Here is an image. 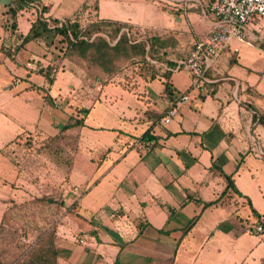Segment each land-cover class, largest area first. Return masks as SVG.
<instances>
[{"label":"crops","instance_id":"1","mask_svg":"<svg viewBox=\"0 0 264 264\" xmlns=\"http://www.w3.org/2000/svg\"><path fill=\"white\" fill-rule=\"evenodd\" d=\"M11 6L0 0V192L24 182L8 165V147L28 135L64 136L61 150L47 156L70 207L55 264H246V232L230 224V215L241 222L237 212L249 199L257 215L249 206L247 215L264 227L250 196L264 201V166L252 170L254 160L264 165V126L253 121L256 111L264 114V50L253 44L264 39L263 21L252 23L237 53L220 55L204 88H191L187 72L171 70L174 95L187 94L188 101L177 102L163 124V78L126 85L117 76L106 84L99 69L85 68L60 44L20 46L16 36L29 32L34 6L45 8L47 22H73L79 14L82 22L119 23L132 34L192 46L211 23L203 7L181 0H39L12 17ZM71 118L82 126L63 130ZM146 132L152 140L141 151ZM223 175L232 176L242 196L223 195ZM3 205L0 195V222ZM259 238L256 245H264Z\"/></svg>","mask_w":264,"mask_h":264},{"label":"rangeland","instance_id":"2","mask_svg":"<svg viewBox=\"0 0 264 264\" xmlns=\"http://www.w3.org/2000/svg\"><path fill=\"white\" fill-rule=\"evenodd\" d=\"M90 24L79 22L81 31L84 33ZM151 35V33L145 32L130 36L129 39L130 42L142 41L148 48V45L151 44L150 40L158 37ZM96 36L97 34H94L91 40ZM100 36L104 37L110 46H113L117 41V38L112 39V35L107 32L100 34ZM168 39L166 49L155 48L157 52L153 53L151 57H147V60L157 69L165 70L167 61L182 59L192 47L190 43L175 45L174 37H168ZM253 44L264 50L263 38L253 41ZM131 63L130 61L122 63L113 78L118 76L120 82H124L126 85L132 84L138 78V74L144 72L145 69L140 64ZM88 69H99L101 71L100 68ZM103 82L106 83L105 79ZM20 140L10 148L8 147V165L12 171L22 172L24 177L22 181L24 182L18 187L12 183L11 187H5L0 192L4 204V212L0 222V263L55 264L58 233L61 230L65 214L70 212V207H65L62 202L61 179L54 177L49 171L51 162L47 159V156L51 151L61 150V147L58 146L57 142L56 144L50 143L48 140H40L36 136L28 135ZM60 143L61 141H59ZM262 166L264 165L260 160H254L252 170L259 171ZM250 196L256 209L264 214V206L262 205L264 201L256 197L255 192H251ZM48 201H52V203ZM249 213L248 206L241 208L237 215L242 221L239 222L233 213L230 215V224L237 228L240 227V229H243L242 231L246 232V236L243 238L244 241L241 244L247 253L250 252L246 264H253L254 260V264H257L258 260L264 255V245L257 246L256 244L260 241L259 237H264V234H256L255 226L257 224L263 226V224L260 220L256 221V219L249 217L247 215ZM250 229L251 232L254 231L253 236L247 233Z\"/></svg>","mask_w":264,"mask_h":264},{"label":"trees","instance_id":"3","mask_svg":"<svg viewBox=\"0 0 264 264\" xmlns=\"http://www.w3.org/2000/svg\"><path fill=\"white\" fill-rule=\"evenodd\" d=\"M33 1L39 0H10L12 6L8 10L9 15L15 17L18 12L27 10L29 8L28 6H30V3ZM44 12L45 8H40L39 14L34 18L31 28L25 36H16V39L21 42L20 46L35 40L43 41L47 46H52L55 43H58L64 50L65 54L82 62L85 68H100L106 84L112 81L122 63L130 61L132 62L131 64H140L145 71L138 74L139 78L146 81H152L160 77L164 80V94L168 99V106L165 112L161 115L162 118L166 116L168 111L175 108V105L180 100L181 96L178 97L174 95L173 89L169 84V76L171 70L175 69L176 63L167 61L165 66L166 69L162 70L159 68L157 69L149 60H147V57H151L153 53L157 52L155 48L164 50L168 47V44L165 41L158 37H154L150 40L151 44L148 45V48L142 41H131V43L129 37L136 34H132L129 27L108 21L92 22L83 33L79 21L71 22L66 20L59 22L50 19L49 22H47L43 17ZM105 32L110 33L112 39L117 38V41L113 46H110L109 42L104 37L100 36V34ZM94 34H97V36L91 40ZM48 82H51V80L48 79ZM81 112L84 114L87 113L85 110ZM253 121L264 126V114H260L256 111L253 115ZM76 126H82V121L71 118L63 130ZM63 138L64 136L60 133L58 136L47 140L50 143L53 142L56 144V142L62 141ZM150 140H152V138L149 133L146 132L141 141L149 142ZM223 178L226 181V190L223 195L231 191L236 195L242 196L235 187L232 176L223 175ZM216 203L217 201L208 205L206 204V206H211ZM247 204L251 211L257 215L252 208L249 199H247ZM195 221L196 220L190 222L189 228L195 224ZM25 264L33 263L28 262Z\"/></svg>","mask_w":264,"mask_h":264},{"label":"built area","instance_id":"4","mask_svg":"<svg viewBox=\"0 0 264 264\" xmlns=\"http://www.w3.org/2000/svg\"><path fill=\"white\" fill-rule=\"evenodd\" d=\"M203 7V15L211 16L207 32L194 41L185 59L176 63L174 70H184L191 77V88L202 89L206 83V75L220 55L227 50L233 53L239 51V45L246 42L248 28L257 21H263L258 27L261 37H264V0H181ZM38 15L39 7H32ZM79 14L73 21H79ZM82 22V21H79ZM188 95L183 94L178 103H186ZM168 103V101H167ZM175 108L168 111L162 119L167 124L175 115ZM148 142L142 141L139 149L144 151ZM256 234H264L262 225L255 226Z\"/></svg>","mask_w":264,"mask_h":264}]
</instances>
